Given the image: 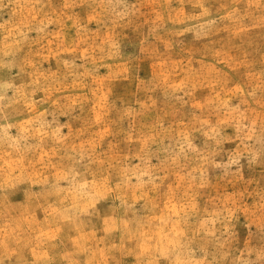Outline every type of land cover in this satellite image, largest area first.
<instances>
[{"label": "rangeland", "instance_id": "374dc122", "mask_svg": "<svg viewBox=\"0 0 264 264\" xmlns=\"http://www.w3.org/2000/svg\"><path fill=\"white\" fill-rule=\"evenodd\" d=\"M0 264H264V0H0Z\"/></svg>", "mask_w": 264, "mask_h": 264}]
</instances>
